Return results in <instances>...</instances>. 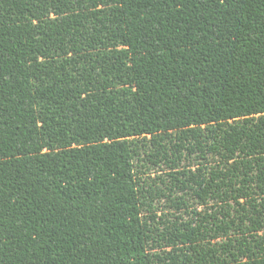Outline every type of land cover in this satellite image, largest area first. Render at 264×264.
I'll return each instance as SVG.
<instances>
[{
  "label": "trees",
  "instance_id": "16d2710c",
  "mask_svg": "<svg viewBox=\"0 0 264 264\" xmlns=\"http://www.w3.org/2000/svg\"><path fill=\"white\" fill-rule=\"evenodd\" d=\"M0 264H264V0H0Z\"/></svg>",
  "mask_w": 264,
  "mask_h": 264
},
{
  "label": "rangeland",
  "instance_id": "374dc122",
  "mask_svg": "<svg viewBox=\"0 0 264 264\" xmlns=\"http://www.w3.org/2000/svg\"><path fill=\"white\" fill-rule=\"evenodd\" d=\"M165 172H167V170L165 168L158 169L156 172L155 171L154 172H151V177H154L156 174L157 175L158 174H163ZM195 203H197V202L195 201ZM211 205H212V202H209L208 203V207H206V210H205V207L204 206H199L198 204H194L193 208L196 209L197 212L204 213L203 210L206 211V212H209L210 211V206ZM168 207H169L168 204H160L159 205V209L161 211L157 213V216L161 215L162 213H170V212L172 213V210H169ZM184 218H188V217L187 216H184Z\"/></svg>",
  "mask_w": 264,
  "mask_h": 264
}]
</instances>
